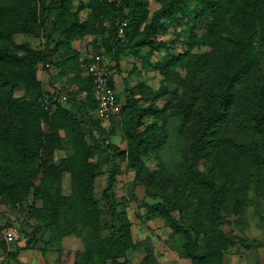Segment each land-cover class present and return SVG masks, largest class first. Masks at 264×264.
<instances>
[{"label":"trees","instance_id":"obj_1","mask_svg":"<svg viewBox=\"0 0 264 264\" xmlns=\"http://www.w3.org/2000/svg\"><path fill=\"white\" fill-rule=\"evenodd\" d=\"M151 2L0 0V209L6 205L17 215L20 232V225L30 226L31 238L45 230L48 242L80 237L84 248H60L58 264H121L118 258L142 243L111 194L120 160L136 170L135 183L160 194L161 200L145 203L146 212L166 219L189 264H220L230 246L244 244L225 225L243 223L251 193L255 214L264 217V0H154V9ZM162 30L169 37L159 38ZM17 33L40 36L43 45L18 42ZM88 36L92 47L82 54L74 42ZM92 52L109 58L115 89L122 55L138 57L139 71L152 67L162 74L155 90L139 80L124 86V101L117 94L126 148L112 143L113 129L95 113L93 76L81 67ZM52 66L58 73L74 70L58 87L66 89L69 104L52 99L39 76ZM175 118L185 142L169 166L162 152ZM56 150L66 154L56 160ZM99 152L109 162L106 223L95 194ZM65 172L70 193L62 190ZM12 223L0 222V249L9 260L20 250L9 249L4 237ZM139 264L164 263L148 250Z\"/></svg>","mask_w":264,"mask_h":264},{"label":"rangeland","instance_id":"obj_2","mask_svg":"<svg viewBox=\"0 0 264 264\" xmlns=\"http://www.w3.org/2000/svg\"><path fill=\"white\" fill-rule=\"evenodd\" d=\"M151 1V8H157L158 4L155 3L154 0ZM82 13L85 16L87 10H84ZM169 35L170 33L168 31L163 30L158 33L159 38H167ZM15 39L18 42L27 41L34 47L42 46L44 41L40 36L25 33L15 34ZM90 40L91 37L88 36L83 40L77 39L74 44L80 47L82 54H89L92 47ZM179 49L180 48H177L176 50ZM157 54L158 52H155L153 58H155ZM52 59L54 61L56 56H53ZM137 66H139V58L129 53L122 55L118 68L119 72L116 69V71L114 70L116 92L121 101H124L125 98V85L133 84L139 80L145 82V88L147 90H155L160 85L162 74L158 70L148 67L142 68V70L139 71ZM58 70L59 68L52 66L49 69L42 68L39 72V76L43 79L47 90L50 89L51 91L59 86H64L66 83L65 78L74 73V70L70 68L63 69L60 73L57 72ZM62 92L66 94L64 102L69 104L66 89H62ZM168 98L169 96L163 97L159 99L157 103L163 105ZM119 108L120 106L118 105V109ZM119 112L114 121L103 120L102 125L113 129L110 135L112 143H117L121 148H126L128 145V137L123 129L124 118ZM147 120H149V118H146V121ZM178 123L179 119L175 118L172 125L171 139L162 152V156L168 162L167 164L169 166H173V164L176 163L184 147V137L176 132L174 128ZM65 154V150H56L55 159L58 160ZM95 161H97L99 165V171L95 178V194L102 209V218L106 223V221L110 219L111 208L110 201H108V198L103 194V189L107 182L109 162L101 152L96 155ZM120 162L121 173L118 175V181L111 194L114 195L116 208L126 210L134 223L135 235L142 240L138 248L129 249L126 255H122L118 258L120 263L139 264L148 250H152L164 264H189L190 259L183 257L177 249V236L167 224L166 219L160 215H148L146 212L145 203L161 200L160 194L155 192V190H147L141 183H135L133 180L136 170L128 167L126 160H120ZM148 165L152 168L157 167L155 160H148ZM62 190L64 193H70L72 191L69 172H65L62 176ZM250 197L249 204L244 212L243 223L239 226L225 225L226 229L231 228L234 233L243 237L245 239L244 244L238 241L235 245L230 246L224 252L220 264H264V246L254 245L257 240L264 241V217L262 219L259 214H255L257 198L256 196L253 197L252 193ZM259 201L261 202L262 214L264 215V197H260ZM174 214L176 216L179 215L177 211H174ZM16 216L17 215L6 205L1 206L0 222H5V220L10 219L15 222V224H20V220H16L18 218ZM184 222L186 223L187 221L185 220ZM20 226L22 231L19 232L16 241L8 244L9 249L12 250H16V248L19 247L18 257L12 260L7 258L9 263L58 264L60 248L64 250L84 248L83 241L76 235H68L61 240L48 242L50 230L38 232L35 238H31V227L26 224ZM28 239L31 240L30 243H28ZM247 242L253 245L249 247L245 246ZM1 252H3V249H0V253Z\"/></svg>","mask_w":264,"mask_h":264},{"label":"built area","instance_id":"obj_3","mask_svg":"<svg viewBox=\"0 0 264 264\" xmlns=\"http://www.w3.org/2000/svg\"><path fill=\"white\" fill-rule=\"evenodd\" d=\"M119 33H123L122 26L119 28ZM92 55V60L82 61L81 67L85 73H90L93 76L94 92L98 100L96 115L104 120H108L112 116L116 115L119 110L117 103V92L116 89L110 84V69L108 66L109 60L99 52L94 54L92 52ZM48 91L50 92L52 99L64 101L66 97V94L61 92L58 88L51 91L49 89ZM94 135L96 137H100V134L97 131H94ZM108 141L109 139L105 140V142ZM19 232V224H15V222L6 226L4 230L6 242L8 244L15 242L19 236ZM0 264H10L7 256L3 252L0 253Z\"/></svg>","mask_w":264,"mask_h":264}]
</instances>
